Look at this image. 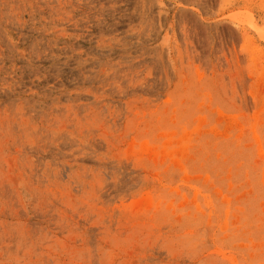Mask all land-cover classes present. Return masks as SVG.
Wrapping results in <instances>:
<instances>
[{
  "label": "rangeland",
  "instance_id": "obj_1",
  "mask_svg": "<svg viewBox=\"0 0 264 264\" xmlns=\"http://www.w3.org/2000/svg\"><path fill=\"white\" fill-rule=\"evenodd\" d=\"M0 264H264V0H0Z\"/></svg>",
  "mask_w": 264,
  "mask_h": 264
}]
</instances>
